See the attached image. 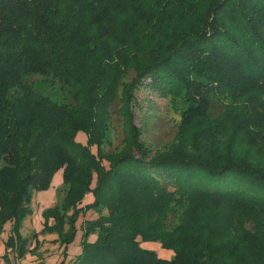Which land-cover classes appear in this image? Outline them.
<instances>
[{
    "label": "trees",
    "instance_id": "1",
    "mask_svg": "<svg viewBox=\"0 0 264 264\" xmlns=\"http://www.w3.org/2000/svg\"><path fill=\"white\" fill-rule=\"evenodd\" d=\"M140 88L194 104L162 151L133 123ZM116 101L124 144L107 152ZM58 169L65 194L43 216L59 264H264V0H0V231L11 221L16 258L38 246L20 225Z\"/></svg>",
    "mask_w": 264,
    "mask_h": 264
},
{
    "label": "rangeland",
    "instance_id": "2",
    "mask_svg": "<svg viewBox=\"0 0 264 264\" xmlns=\"http://www.w3.org/2000/svg\"><path fill=\"white\" fill-rule=\"evenodd\" d=\"M130 75L126 76L124 80H129ZM30 79H37L32 77ZM38 87L43 91L49 92L54 97L62 98L64 95H68L66 88L60 89L56 86H45L42 82H36ZM211 107L209 109L212 116L217 115L224 109V102L211 98ZM213 97V96H212ZM227 102V101H225ZM120 103L115 102L112 107V119L110 124L109 142L104 146V150L107 152L119 151L124 144V123L122 116L119 112ZM194 108L193 102L187 100L183 101L181 98L172 99L170 97L159 96L156 92L150 89L140 88L135 92V101L132 104L131 111L133 114V123L140 129V139L145 146L152 151H162L170 146L175 141V135L178 130V126L183 116ZM78 135L82 141L85 140V133L79 132ZM78 133V134H79ZM93 150L95 148L93 147ZM65 194V189L62 187V170L58 169L52 176L49 186L45 189H40L32 194L29 204L30 214L26 215L20 225V234L29 240H33L35 245V239L39 241V244H44L50 249V263L59 264L64 258L63 247L58 240V234L53 231L44 229V216L43 212L54 205L56 202L60 203ZM91 200V196L85 195L82 204H86ZM94 211L89 210L84 215H81L77 224L82 219L95 217ZM49 224L53 223L52 219H49ZM11 234V221H7L3 225V229L0 231V250H8L12 252L11 248H5L6 240ZM35 234V237H32ZM81 230L78 229L74 236V239L66 247V261L73 257L80 251V239ZM148 244L152 245V249L156 253H163L167 255L169 252L167 249L161 248L157 242ZM33 245V247H34ZM32 247V248H33ZM7 251H5L6 253ZM4 253V254H5ZM15 253V252H14ZM7 254V253H6ZM173 253H170V256Z\"/></svg>",
    "mask_w": 264,
    "mask_h": 264
},
{
    "label": "crops",
    "instance_id": "3",
    "mask_svg": "<svg viewBox=\"0 0 264 264\" xmlns=\"http://www.w3.org/2000/svg\"><path fill=\"white\" fill-rule=\"evenodd\" d=\"M33 245V240H30L27 248L31 249ZM5 251H7V256H3ZM5 251L0 250V264H51L49 261L50 257L48 256L50 255V249H48L44 244H39L32 252L27 250L21 258H16L14 251Z\"/></svg>",
    "mask_w": 264,
    "mask_h": 264
}]
</instances>
